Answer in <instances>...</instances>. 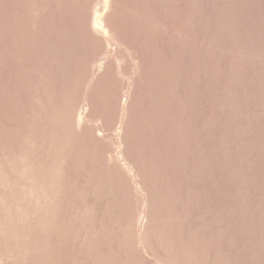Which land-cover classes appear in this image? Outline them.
Returning <instances> with one entry per match:
<instances>
[{"label":"rangeland","instance_id":"obj_1","mask_svg":"<svg viewBox=\"0 0 264 264\" xmlns=\"http://www.w3.org/2000/svg\"><path fill=\"white\" fill-rule=\"evenodd\" d=\"M0 264H264V0H0Z\"/></svg>","mask_w":264,"mask_h":264},{"label":"bare ground","instance_id":"obj_2","mask_svg":"<svg viewBox=\"0 0 264 264\" xmlns=\"http://www.w3.org/2000/svg\"><path fill=\"white\" fill-rule=\"evenodd\" d=\"M97 21V20H96ZM95 23V26H96V22H94ZM97 27V26H96ZM98 28V27H97ZM99 29V28H98Z\"/></svg>","mask_w":264,"mask_h":264}]
</instances>
